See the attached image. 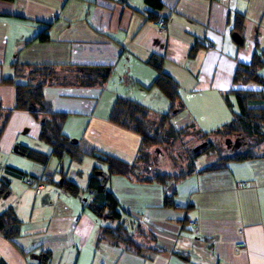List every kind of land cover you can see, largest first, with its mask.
I'll return each mask as SVG.
<instances>
[{"label": "crops", "instance_id": "obj_1", "mask_svg": "<svg viewBox=\"0 0 264 264\" xmlns=\"http://www.w3.org/2000/svg\"><path fill=\"white\" fill-rule=\"evenodd\" d=\"M160 1L155 14L165 20L162 30L148 19L143 0L0 1V117L10 113L0 133V180L7 182L0 215L11 209L20 222L16 239L0 233V264H264V142L251 148L252 159L202 171L214 157L162 185L137 177L140 138L109 121L118 97L157 121L176 94L171 125L201 134L232 120L224 96L231 103L234 91H257L262 102L256 108L264 109V0ZM43 32L47 38L40 40ZM254 53L263 54L261 84L235 83L236 70ZM152 57L164 77L148 64ZM15 66L63 73L44 87L41 107L47 116L63 117L61 133L77 144L79 160L52 156L39 138L41 117L13 110L14 85L27 72ZM85 79L98 83L80 84ZM22 148L48 156L47 163L28 159ZM92 155L136 168L108 176L105 185L137 252L104 238L102 228L117 222L88 207L90 175L96 168L106 172ZM55 158L59 164L51 169ZM7 167L48 181L38 195L25 184L17 189L23 178L6 173Z\"/></svg>", "mask_w": 264, "mask_h": 264}, {"label": "trees", "instance_id": "obj_2", "mask_svg": "<svg viewBox=\"0 0 264 264\" xmlns=\"http://www.w3.org/2000/svg\"><path fill=\"white\" fill-rule=\"evenodd\" d=\"M0 1H11V0H0ZM145 5L151 10V14L148 19L156 21L158 19L156 12L162 9V3L160 0H143ZM47 36L43 32L39 39L44 40ZM263 54L254 53L250 63L247 66H240L234 74V82L261 84V79L257 76V71L263 66ZM148 64L151 65L159 74V78L164 77L161 73L160 62L156 57H152ZM22 69L27 71L24 77V82L21 84L14 85V107L15 111H28L34 117H41L40 120V133L39 138L42 142L48 144L51 147V155L60 159L63 155H68L71 159L77 161L82 157V154L77 144L70 142L61 133V123L63 121L62 116L50 115L47 116L43 113L41 102L43 99V89L48 84L52 83V74L54 73L53 67H30V66H15V69ZM107 74L102 75L99 78V83H103ZM166 78V77H165ZM168 78V77H167ZM169 79V78H168ZM8 83L12 84L11 80H7ZM66 83H71L68 80ZM98 83L95 79H85L80 81L82 85H93ZM234 98V102L230 103L228 96H224L226 105L230 108L235 106L238 110L236 114L232 113V120L222 126L221 128L211 132L210 134H201L203 139L211 136L219 137L220 134L239 136L243 130H248L249 133L256 138V142L252 141L249 150L242 153H237L229 157H218L217 161L210 166L204 168V170H215L225 166L228 162H243L254 158L252 153V147L257 144L264 142V109L256 108L257 105L261 104L262 100L257 91L251 90H238L231 93ZM170 110L169 112L159 116L156 121L155 128L151 127L149 123H153L152 119L148 116V111L143 106L131 102L127 99L116 98L112 110L109 115V121L117 126L124 129L130 130L140 138V150L138 161L141 160V155L144 151L151 147L158 148L162 143L159 134L162 130L168 128V132L173 133L180 131L183 128H177L171 125L170 121L174 115V103L177 100V95L174 94L171 97ZM176 114V113H175ZM10 113H6L1 116L0 120V133L3 124L8 119ZM189 126V125H188ZM173 127V128H172ZM193 128V126H190ZM149 128H153V132ZM173 135V134H172ZM162 145V144H161ZM20 152L33 161H36L42 165H45L48 160V156L42 155L36 151L22 148ZM215 152L214 146L209 141L204 142V146L199 150H194L190 159V168L180 174H168V173H155L150 177H141L136 174L137 177L144 181H155L159 184L166 185L168 183L178 182L187 177L193 170V162L198 159L201 155H209ZM98 159L104 166H106V172H103L99 168L94 169L88 179L87 189L90 192V203L89 208L94 215L111 222H117L115 227H104L101 230V234L104 238L108 239L114 245H124L128 250L133 249L138 251L139 248L134 244L130 234L124 226L122 221V212L114 196L111 192L106 189V179L110 175H129L134 174L136 168L129 166L123 162H120L109 156L92 155ZM95 171H98L95 173ZM6 173L11 174L19 178H25L24 174L16 169L7 167ZM141 174V173H139ZM62 186L68 190L76 193L77 187L66 180H63ZM7 182L0 180V198L6 194ZM166 206H172V202L166 199ZM0 233L8 240H14L20 233V222L14 216L11 209H8L0 215ZM45 257H43L44 260ZM43 264V262L41 263Z\"/></svg>", "mask_w": 264, "mask_h": 264}, {"label": "rangeland", "instance_id": "obj_3", "mask_svg": "<svg viewBox=\"0 0 264 264\" xmlns=\"http://www.w3.org/2000/svg\"><path fill=\"white\" fill-rule=\"evenodd\" d=\"M61 74V75H58ZM63 73H53L52 77L57 78L61 77ZM57 76V77H56ZM67 76V75H65ZM59 77V78H60ZM234 101H232L233 103ZM228 112L232 115V113L236 114L238 112L237 108L233 106L230 108L226 105ZM155 124H150L151 127L155 128L156 121L152 120ZM176 126V125H175ZM153 128H149L151 132H153ZM173 128V127H172ZM180 131H175L173 133L168 132V128L162 130L159 134L161 144L158 148L151 147L144 151L141 155V160L143 162H139V172L138 175L141 177H150L155 173H168V174H180L186 172L191 165L190 159L192 157V153L195 150L201 149L204 146V142L209 141L212 146L215 148V152L213 156L209 158L208 155H201L198 160L196 159L193 162V166L199 167L203 163H208L210 160H213L215 157H229L237 153L246 152L249 150L252 141H257L255 137H253L248 130H243L237 136L234 135H226L225 132L220 134L218 137H209L203 139L199 133L191 128L188 125H185ZM173 134V135H172ZM230 141L229 146H226L225 141ZM235 142L238 143L237 147L235 146ZM47 144L45 143L44 146ZM217 157V158H218ZM54 163H51L50 167L57 166L59 164L58 159L55 158ZM72 168H78V164L72 163ZM99 167V166H97ZM66 170V167H65ZM98 171H95L97 173ZM31 177V176H30ZM59 181V180H58ZM24 179L21 182L17 183V189L24 187ZM27 187V185L25 186ZM29 187V186H28ZM30 188V187H29Z\"/></svg>", "mask_w": 264, "mask_h": 264}, {"label": "built area", "instance_id": "obj_4", "mask_svg": "<svg viewBox=\"0 0 264 264\" xmlns=\"http://www.w3.org/2000/svg\"><path fill=\"white\" fill-rule=\"evenodd\" d=\"M156 24H157L158 28L160 30H162L165 26L164 18L159 17L156 20ZM45 181H48V180H45ZM45 181H43L41 179H35V178L30 177V176H26L24 178V183L27 186H29L30 188H32L36 195L40 194L41 191L43 190V188L45 187V185H46ZM234 247L235 248H242V247H244V244H236Z\"/></svg>", "mask_w": 264, "mask_h": 264}, {"label": "water", "instance_id": "obj_5", "mask_svg": "<svg viewBox=\"0 0 264 264\" xmlns=\"http://www.w3.org/2000/svg\"><path fill=\"white\" fill-rule=\"evenodd\" d=\"M237 37H239V36H237ZM240 42H241V40H240V37H239V41H238V43H240ZM225 144H226V146H229L230 141L227 139V140L225 141Z\"/></svg>", "mask_w": 264, "mask_h": 264}, {"label": "flooded vegetation", "instance_id": "obj_6", "mask_svg": "<svg viewBox=\"0 0 264 264\" xmlns=\"http://www.w3.org/2000/svg\"><path fill=\"white\" fill-rule=\"evenodd\" d=\"M238 143L235 142V146L234 147H237Z\"/></svg>", "mask_w": 264, "mask_h": 264}]
</instances>
